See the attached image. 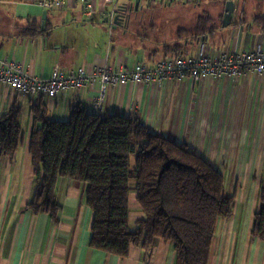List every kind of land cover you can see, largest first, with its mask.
<instances>
[{
	"label": "crops",
	"instance_id": "1",
	"mask_svg": "<svg viewBox=\"0 0 264 264\" xmlns=\"http://www.w3.org/2000/svg\"><path fill=\"white\" fill-rule=\"evenodd\" d=\"M94 4L95 12L87 16L75 0H69L61 10H45L39 0L0 3V60L21 63L29 67L31 75L48 79L55 69L92 73L105 67H151L165 55L150 52L166 43L183 45L180 57L195 56L199 43L209 54L264 48V31L254 23L259 8L246 18L233 11L229 26L214 23L217 29L213 33L192 42L187 31L198 16H192L194 11L186 6H165L159 0H120L118 10L123 11L124 22L109 26L104 14L111 5L104 0H94ZM139 11L168 16L152 23L160 34L155 42L124 30L126 23L142 24L135 15ZM32 26L43 33L24 37L22 33ZM180 30L186 33L177 38ZM99 92L100 85L95 83L86 90L61 92L54 99L40 97L49 119L64 122L75 106L91 113ZM38 97H24L0 85V115L17 104L23 133L12 159L0 158V264H174L171 245L159 239L147 248H131L125 259L89 248L93 214L84 202L83 183L57 181L55 196L61 207L57 224L25 209L34 186L28 144L33 128L31 108ZM100 115L137 119L150 132L186 146L213 166L225 179L233 209L229 220L217 223L209 264H264V241L250 237L253 217L261 207L264 177V75L199 83L189 78L172 79L162 87L144 83L107 86ZM128 201V223L134 230L143 215L134 193Z\"/></svg>",
	"mask_w": 264,
	"mask_h": 264
},
{
	"label": "trees",
	"instance_id": "2",
	"mask_svg": "<svg viewBox=\"0 0 264 264\" xmlns=\"http://www.w3.org/2000/svg\"><path fill=\"white\" fill-rule=\"evenodd\" d=\"M252 1L255 8L264 6V0ZM236 7L234 3V12ZM222 17L218 16L217 26L222 24ZM214 23L210 14L203 13L187 31L188 40L213 33L217 29ZM254 23L264 31V12ZM130 28L126 23L124 30ZM42 33L32 26L22 35L35 38ZM185 33L178 31L177 38ZM183 50V45L166 43L150 53L176 58ZM39 97L31 108L33 128L28 154L34 186L27 211L46 215L57 224L61 209L55 196L57 181L80 182L84 184V202L93 214L89 248L125 259L131 248H147L159 239L171 245L174 264H209L217 223L229 220L233 209V198L225 192V179L213 166L186 146L150 132L134 118L96 116L75 106L67 121H52ZM22 136L20 107L13 104L0 115L1 159H12ZM131 193L143 215L134 230L128 223ZM250 237L264 241V177L261 207L253 217Z\"/></svg>",
	"mask_w": 264,
	"mask_h": 264
},
{
	"label": "built area",
	"instance_id": "3",
	"mask_svg": "<svg viewBox=\"0 0 264 264\" xmlns=\"http://www.w3.org/2000/svg\"><path fill=\"white\" fill-rule=\"evenodd\" d=\"M88 16L95 12L94 0H75ZM120 0H104L111 10L104 14L109 26L118 11ZM169 6L176 2L189 3L209 0H159ZM69 0H39L45 10H61L67 7ZM245 75H264V48L242 52L210 53L199 43L198 52L193 57L165 58L154 66L135 65L131 69L99 68L92 73L82 69L76 72H64L55 69L48 78L29 73V67L14 61L0 60V85L20 94L33 98L45 96L54 99L59 93L70 90H86L99 83L100 92L91 105V113L99 116L104 102V90L107 86L123 84H154L162 87L169 80L189 78L199 83L207 79H237Z\"/></svg>",
	"mask_w": 264,
	"mask_h": 264
},
{
	"label": "rangeland",
	"instance_id": "4",
	"mask_svg": "<svg viewBox=\"0 0 264 264\" xmlns=\"http://www.w3.org/2000/svg\"><path fill=\"white\" fill-rule=\"evenodd\" d=\"M226 0H209V1H201V2H197L199 3L198 5H194V3H189V4H185V5H181L180 3H176L171 5V7H179V6H186L187 8H190L194 11V13H192V16L194 17H199L201 16L203 13H208L210 14V16L215 20V23L218 25L217 22V17L222 14L223 11V5L226 3ZM132 3V2H131ZM235 5H237L236 9L238 10V12L240 13V11H243V15L245 14V18L247 16H249V13L252 11L253 12V8H255V3L252 0H234ZM152 7L154 8H162L160 5L157 4H153ZM260 12H264V6L262 5V8L260 9ZM135 13V12H134ZM150 11H146V12H137L135 13L136 17H138L141 21L142 24L138 25L135 27V24L131 25L130 28V33L133 32V34L136 37H140V38H149L151 39L150 41L155 42L156 41V37H158L160 34H158V32L156 33V29L158 27H156L155 25H152V23H158L161 19H163L164 17H168V16H161L154 14L149 15ZM153 29V30H152ZM162 29H164V25L162 26ZM134 169V162H131V170ZM134 184V180L131 179L130 180V185L132 186Z\"/></svg>",
	"mask_w": 264,
	"mask_h": 264
},
{
	"label": "water",
	"instance_id": "5",
	"mask_svg": "<svg viewBox=\"0 0 264 264\" xmlns=\"http://www.w3.org/2000/svg\"><path fill=\"white\" fill-rule=\"evenodd\" d=\"M137 5L138 4L136 2L135 3V10L137 8ZM233 11H234V3H233V1L229 0L225 3V6H224V13H223V17H222V28H226L227 26H229ZM124 19L125 18L123 16V11L118 10L116 12V15L114 16L113 24L115 26H122Z\"/></svg>",
	"mask_w": 264,
	"mask_h": 264
}]
</instances>
